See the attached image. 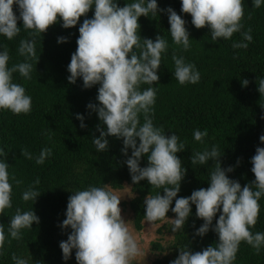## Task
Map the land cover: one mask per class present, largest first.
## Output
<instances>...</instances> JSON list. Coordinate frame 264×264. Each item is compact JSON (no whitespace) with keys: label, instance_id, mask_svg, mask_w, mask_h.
Here are the masks:
<instances>
[{"label":"clouds","instance_id":"9594fccd","mask_svg":"<svg viewBox=\"0 0 264 264\" xmlns=\"http://www.w3.org/2000/svg\"><path fill=\"white\" fill-rule=\"evenodd\" d=\"M262 6L264 0H253L254 8ZM93 8L94 15L87 18ZM180 11L191 14V24L195 28L207 27L213 42L230 41L236 33H240L242 39L233 42L234 49H247L253 41L251 29L242 31L243 0H181ZM162 13L168 15V31L173 44L188 51L191 33L187 21L173 7L161 8L158 0H131L123 7L120 0H0V36L12 41L20 35L22 28L28 33L17 49L23 61L11 67L9 51L0 45V111L8 110L17 115L31 112L32 97L25 87L14 82V74L18 72L25 80L32 79L37 38L44 36L50 26L62 21V27L68 29L79 24L78 47L67 66L70 73L67 79L71 84L82 79L84 89L99 85L97 102L87 105L89 115L96 113L100 121L96 126L100 135L96 136L95 132L92 135L96 151L110 150L109 137L123 140L121 152L126 157L123 163L129 169L132 183L139 185L146 180L155 191L143 201L147 222L168 221L172 233L184 231L195 205L196 217L203 220L195 235L204 237L210 231L217 234L215 244L202 251H193L189 245L178 247L179 255L171 264H235L242 242L251 246L257 255L264 250V232L251 231L259 218V202L264 199V147H256L250 160L255 179L244 186L228 175L235 171V166H222L224 151L222 153L218 145L193 151L190 157L193 168L206 166L209 161L214 164L209 169V186L178 198L187 174L178 153L187 150V145L176 133L169 136L153 121L157 88L152 85L159 84L158 72L169 43L159 34L155 40L140 34L142 16L156 19ZM82 16L86 18L81 24ZM19 20H22V26L18 25ZM57 42L66 43L68 37L60 36ZM172 60L174 72L171 71L180 85L200 82L201 73L194 63H188L176 54ZM257 79L258 91L264 96V78ZM248 84L247 79L242 81L243 86ZM142 85L149 87L142 89ZM76 119L81 122L80 128L87 127L84 114L76 113ZM207 136V130L196 129L193 133L194 140L201 144ZM259 140L264 144V134ZM22 155L29 160L34 158L26 149L22 150ZM52 155V149L45 147L35 161L44 164ZM6 157L7 153L0 147V215L13 206L12 181L20 183L10 175ZM145 157L147 165L142 166ZM38 184L37 179L24 191L22 199L25 202H36L41 196L36 187ZM70 191L66 219L58 225L67 233V239L59 244L62 259L69 261L75 250L77 264H142L144 249L122 216L121 197L107 186ZM170 210L175 214L174 218L169 217ZM39 222L35 210L17 208L9 222L7 237L0 225V256L5 255L7 238L20 240L24 230H31L33 224ZM12 260L14 264H29L28 259L15 254Z\"/></svg>","mask_w":264,"mask_h":264},{"label":"trees","instance_id":"16d2710c","mask_svg":"<svg viewBox=\"0 0 264 264\" xmlns=\"http://www.w3.org/2000/svg\"><path fill=\"white\" fill-rule=\"evenodd\" d=\"M126 2L131 0H120V6H125ZM158 4L165 9L171 6L181 14L191 33V48L184 51L173 44L166 13L156 19L140 18L142 37L155 40L159 34L169 43L168 53L162 59L158 72L159 84L152 85L157 88L153 121L169 136L176 133L187 145V150L178 153L187 168L178 198L190 196L194 190L209 186L207 179L209 169L214 167L213 162L193 168L190 157L193 151H202L213 145H218L222 153L224 151L221 157L223 167L235 166V171L229 173V177L238 179L244 186L255 179L250 160L255 155L256 147H264L259 140L260 135L264 134V96L258 91L257 79L264 78V6L254 8L253 0H243L245 16L242 31L251 29L253 41L247 49H234L233 42L242 39L240 33L234 34L230 41L221 39L213 42L207 27L195 28L191 24V14L180 11L181 0H158ZM14 10L19 15L18 9L14 7ZM93 15L94 8L87 18ZM85 18L81 17V24ZM22 24V20H19L18 25ZM79 26L65 29L62 21L50 26L44 36L37 38V59L33 61L32 79L25 80L18 72L14 74V82L25 87L32 97L31 112L17 115L8 110L0 111V147L7 153L10 175L20 181L19 184L12 181L13 206L0 215V225L7 237L9 222L17 208L21 211L35 210L40 217L39 224L34 223L31 230H24L22 239H6L5 255L0 256V264H14L13 254L28 259L29 264H77L75 250L72 258L65 262L59 247L60 241L67 239V233L58 225L66 219L68 198L72 195L70 190L107 186L117 194L131 186L132 197L124 206L131 210L136 230L140 233L145 231L143 201L148 194L154 195L155 191L146 180L139 185L132 183L129 169L123 163L126 157L121 152L122 139L109 137L110 150L104 153L96 151L92 135L94 132L96 136L100 135L96 131L100 121L96 113L89 115L87 105L97 102L99 85L84 89L82 79L76 84L69 83L67 79L70 75L67 66L78 47ZM60 36L68 37V42L58 43ZM27 37L28 33L23 28L12 41L0 36V45L6 47L10 54V67L23 61L17 49L20 40ZM173 54L183 56L186 62L196 65L201 73L199 83H178L172 73ZM244 79L249 81L246 87L242 85ZM147 87L149 85H142V89ZM76 113L85 115L86 128H80L81 122L76 119ZM196 129L207 130L204 144L194 140ZM45 147L51 148L53 155L44 164H37L35 157ZM24 149L34 158L29 160L24 157ZM141 165H147L146 157ZM37 179L39 184L36 187L41 196L36 202H25L22 194ZM259 203L260 213L257 224L251 229L253 233L264 232V199ZM174 204L175 201L173 207ZM195 213L196 207L193 205V214L184 231L172 233L168 221L154 224L161 238L151 243V247L163 254L154 264H171L179 255L178 247L189 245L193 251H202L215 244L218 236L213 231L204 237L195 235L196 229L203 224ZM168 215L170 218L175 216L171 210ZM166 234H171L170 241L163 240ZM235 264H264V250L257 255L251 246L242 242Z\"/></svg>","mask_w":264,"mask_h":264},{"label":"rangeland","instance_id":"374dc122","mask_svg":"<svg viewBox=\"0 0 264 264\" xmlns=\"http://www.w3.org/2000/svg\"><path fill=\"white\" fill-rule=\"evenodd\" d=\"M117 195L121 197L120 207L122 209V216L127 221L133 234L138 239L141 240L142 247L145 253V255L141 258L142 264H154V261H156L157 258L163 255L160 253V251L153 250L151 247V243L161 238V236L156 232L157 226H155L154 224H150L149 222L146 221L145 231L142 233L138 232L136 228L134 227V223L132 222V219H131V215H130L132 213L131 210L126 208L128 206H124L125 204H127V202L130 201L132 197L131 186H128L127 190H122L120 193L118 192ZM171 237H172L171 234H166L163 240L170 241Z\"/></svg>","mask_w":264,"mask_h":264}]
</instances>
